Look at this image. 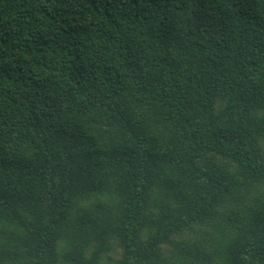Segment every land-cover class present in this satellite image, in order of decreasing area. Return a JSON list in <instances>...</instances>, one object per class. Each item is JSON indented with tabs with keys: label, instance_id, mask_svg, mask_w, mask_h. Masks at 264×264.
Returning a JSON list of instances; mask_svg holds the SVG:
<instances>
[{
	"label": "trees",
	"instance_id": "trees-1",
	"mask_svg": "<svg viewBox=\"0 0 264 264\" xmlns=\"http://www.w3.org/2000/svg\"><path fill=\"white\" fill-rule=\"evenodd\" d=\"M0 264H264V0H0Z\"/></svg>",
	"mask_w": 264,
	"mask_h": 264
}]
</instances>
